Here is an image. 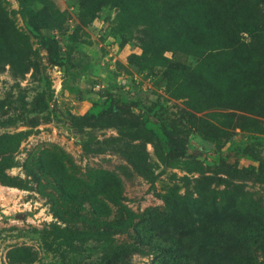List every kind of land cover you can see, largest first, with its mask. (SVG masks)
Masks as SVG:
<instances>
[{
  "label": "rangeland",
  "instance_id": "1",
  "mask_svg": "<svg viewBox=\"0 0 264 264\" xmlns=\"http://www.w3.org/2000/svg\"><path fill=\"white\" fill-rule=\"evenodd\" d=\"M262 29L264 0H0V264H264Z\"/></svg>",
  "mask_w": 264,
  "mask_h": 264
},
{
  "label": "trees",
  "instance_id": "2",
  "mask_svg": "<svg viewBox=\"0 0 264 264\" xmlns=\"http://www.w3.org/2000/svg\"><path fill=\"white\" fill-rule=\"evenodd\" d=\"M262 30L264 31V29ZM201 233L202 232L200 231L194 232L191 236L188 237L187 244L192 245L196 240V236L201 235ZM229 251V247L214 245L211 248L212 259L215 260V258H218V262L216 261V264H221V261L225 258L226 255H228Z\"/></svg>",
  "mask_w": 264,
  "mask_h": 264
}]
</instances>
